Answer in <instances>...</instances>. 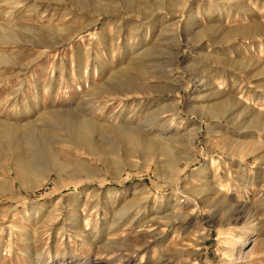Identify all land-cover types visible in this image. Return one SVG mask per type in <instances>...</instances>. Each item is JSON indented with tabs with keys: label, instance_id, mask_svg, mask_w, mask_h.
Returning a JSON list of instances; mask_svg holds the SVG:
<instances>
[{
	"label": "rangeland",
	"instance_id": "1",
	"mask_svg": "<svg viewBox=\"0 0 264 264\" xmlns=\"http://www.w3.org/2000/svg\"><path fill=\"white\" fill-rule=\"evenodd\" d=\"M0 264H264V0H0Z\"/></svg>",
	"mask_w": 264,
	"mask_h": 264
},
{
	"label": "bare ground",
	"instance_id": "2",
	"mask_svg": "<svg viewBox=\"0 0 264 264\" xmlns=\"http://www.w3.org/2000/svg\"><path fill=\"white\" fill-rule=\"evenodd\" d=\"M69 125H71V123H69ZM70 127V129H71V135L72 136H74V137H76L77 139H80V138H82L83 136H84V134H85V132L86 131H84L83 133H81V131H80V128H79V126H77V127H74L73 125H71V126H69ZM87 129H88V127H87ZM156 135H159V134H156ZM131 136V135H130ZM132 137V136H131ZM160 137V136H159ZM129 139H130V137H129ZM131 141V140H130ZM141 142L143 143V145H145V143L146 142H143V140L141 141H138V143L139 144H141ZM75 143V142H74ZM151 143V142H150ZM150 143H147V145H146V147H147V150H149V152H150V150L153 148V145L152 144H150ZM80 144V143H79ZM78 144V146H80ZM193 144V138H191L190 140H189V146H191ZM73 145V144H72ZM76 146H77V144H76ZM81 147V146H80ZM192 148V147H191ZM190 150V149H189ZM191 151V150H190ZM197 151V150H196ZM149 154V153H148ZM51 155H52V153H51ZM55 156V155H54ZM54 156L53 157H51V158H53V162H54V164H55V166H57V168H61V166H63L62 164L63 163H59L58 161H57V159L56 158H54ZM191 157L190 158H186L187 160H185V166L186 165H189L190 163H193L194 161H195V157H194V155H190ZM146 157V156H145ZM52 160V159H51ZM175 164L176 163H174L173 165H171V166H175ZM23 167V166H22ZM22 167H21V169L20 170H22ZM28 168V167H27ZM30 168V167H29ZM50 168H51V166H50ZM50 168H45V169H43V170H41V171H38L37 170V175H38V178L39 179H34L35 181L33 182L32 181V183H31V181H30V184H32L30 187L31 188H37V187H39L40 185H42L44 182H46V180H47V178H48V176H49V173L51 172L50 171ZM56 168V169H57ZM175 168V167H174ZM200 170H202V169H198V171L200 172ZM35 171V170H34ZM50 171V172H49ZM27 172V171H26ZM31 173V172H30ZM34 174V173H33ZM32 174V175H33ZM30 177V176H29ZM32 179H33V176H32ZM87 225H88V222H85L84 223V226H83V230H85V229H88V227H87ZM40 261V260H39Z\"/></svg>",
	"mask_w": 264,
	"mask_h": 264
}]
</instances>
